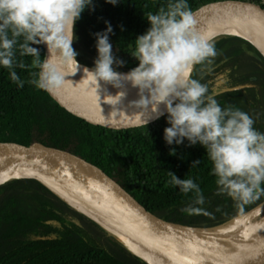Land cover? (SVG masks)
I'll use <instances>...</instances> for the list:
<instances>
[{
    "label": "trees",
    "instance_id": "trees-1",
    "mask_svg": "<svg viewBox=\"0 0 264 264\" xmlns=\"http://www.w3.org/2000/svg\"><path fill=\"white\" fill-rule=\"evenodd\" d=\"M200 0H187L188 7ZM264 7V0H253ZM166 0H92L74 23L71 47L78 65L94 67L93 33L111 26L113 71L127 73L137 66L131 55L135 38L148 28L144 16L165 5ZM217 56L195 65L207 94L223 108L232 105L246 112L253 127L264 133V59L246 40L228 33H214ZM43 58L41 44L32 45ZM34 57H20L25 68H14L23 87L0 68V137L30 143L36 140L66 149L95 164L122 183L149 211L166 221L184 226L216 229L264 202L237 207L227 196L217 194L211 164L199 145H166L165 116L129 131H111L90 126L60 114L27 81L38 71ZM115 60L123 61L117 65ZM174 149L170 154L169 150ZM199 160L195 166L193 161ZM168 172L191 178L201 189L203 204H194L192 193H180L168 184ZM264 187V184L261 185ZM193 209L187 211L184 209ZM264 217V207L258 218ZM0 264H147L83 212L34 178L0 180Z\"/></svg>",
    "mask_w": 264,
    "mask_h": 264
},
{
    "label": "clouds",
    "instance_id": "clouds-1",
    "mask_svg": "<svg viewBox=\"0 0 264 264\" xmlns=\"http://www.w3.org/2000/svg\"><path fill=\"white\" fill-rule=\"evenodd\" d=\"M92 0H0V68L8 70V78L23 87L14 71L25 68L20 57H34L38 71L27 82L36 89L47 90L63 82V69L77 63L71 47L73 26ZM115 5L117 0H105ZM144 18L148 28L133 41L130 55L137 66L125 74L113 71L112 45L108 41L111 26L105 21L101 32L93 33L96 59L88 77L119 86V79L137 88L143 101L156 114L165 116L162 139L166 145L199 144L211 164L217 194L229 197L237 207L253 203L264 195V133L253 127V120L239 108H223L206 87L192 78L195 65L211 63L217 56L213 36L193 27L187 0H166L165 5ZM43 43L49 58L42 61L32 45ZM119 66L123 61L115 60ZM76 71V70H75ZM74 73V72H73ZM144 93H147L145 96ZM120 93L117 94L119 96ZM163 111H157V105ZM174 149H170V154ZM199 160L191 165L195 166ZM168 184L180 193H192L194 204H203L201 189L191 178H177L168 172ZM192 211L193 209H184Z\"/></svg>",
    "mask_w": 264,
    "mask_h": 264
},
{
    "label": "water",
    "instance_id": "water-1",
    "mask_svg": "<svg viewBox=\"0 0 264 264\" xmlns=\"http://www.w3.org/2000/svg\"><path fill=\"white\" fill-rule=\"evenodd\" d=\"M188 8L194 29L236 35L249 42L264 59L263 6L253 0H200ZM41 47L42 61H46L50 54L43 43ZM63 75L64 80L59 85L40 90L52 106L68 118L111 131H129L163 116L156 118L149 106L143 109V101H137L140 98L137 88L125 79L119 86L89 89L68 79L67 66ZM157 111H163L162 104L157 105ZM21 166L45 176L62 191L89 205L100 217H107L122 228L115 231L103 225L37 177L5 172ZM9 177L34 178L45 184L147 264H264V234L242 249L216 246L205 235L214 234L222 227L201 229L163 220L102 168L44 141L24 143L0 137V180ZM263 207L264 202L252 210Z\"/></svg>",
    "mask_w": 264,
    "mask_h": 264
},
{
    "label": "bare ground",
    "instance_id": "bare-ground-1",
    "mask_svg": "<svg viewBox=\"0 0 264 264\" xmlns=\"http://www.w3.org/2000/svg\"><path fill=\"white\" fill-rule=\"evenodd\" d=\"M206 32L210 33L211 35L216 33L212 31H206ZM67 68L69 71L68 79L80 87L89 88V89H105V88L113 87L112 83L105 82L102 80H97V84H96L84 72L85 68H81L78 66L75 68L74 64H68ZM122 80L123 78L121 76L118 83H120ZM5 172L37 177L43 180L44 182L50 184L54 188H56L57 191L60 192L61 195L73 201L78 207L85 210L90 216L94 217L96 220L101 222L103 225L115 231H118L122 228L121 225H119L118 223H115L111 219L107 217H100L94 210H92L89 207V205H87L80 199H77L76 197L62 191L61 189L56 187L53 183H51L45 176L39 174L38 172L28 167H25V166H21L19 168L12 167V168L5 170ZM255 212H256L255 210H251L231 220L230 222H228L225 226H223L221 229H219V231L215 232L214 234L207 233V235H205L207 240H209L216 246L226 248V249L236 250V249H242V248L247 247L249 244H252L253 242L257 241L258 238L262 234H264V220L256 226L251 227L248 225L249 221L252 219Z\"/></svg>",
    "mask_w": 264,
    "mask_h": 264
},
{
    "label": "rangeland",
    "instance_id": "rangeland-1",
    "mask_svg": "<svg viewBox=\"0 0 264 264\" xmlns=\"http://www.w3.org/2000/svg\"><path fill=\"white\" fill-rule=\"evenodd\" d=\"M261 210L262 209H260V208H258L257 210H256V212H255V214H254V216L252 217V219L249 221V226H256V225H258L259 223H261L263 220H264V217H262V218H258V215H259V213L261 212ZM227 224V223H226ZM225 224V225H226ZM224 225V226H225Z\"/></svg>",
    "mask_w": 264,
    "mask_h": 264
}]
</instances>
